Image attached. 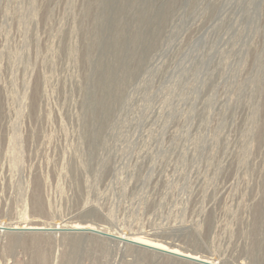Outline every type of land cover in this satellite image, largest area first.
Listing matches in <instances>:
<instances>
[{
  "label": "rangeland",
  "instance_id": "rangeland-1",
  "mask_svg": "<svg viewBox=\"0 0 264 264\" xmlns=\"http://www.w3.org/2000/svg\"><path fill=\"white\" fill-rule=\"evenodd\" d=\"M29 222L264 264V0H0V225ZM0 264L186 263L1 233Z\"/></svg>",
  "mask_w": 264,
  "mask_h": 264
},
{
  "label": "bare ground",
  "instance_id": "bare-ground-1",
  "mask_svg": "<svg viewBox=\"0 0 264 264\" xmlns=\"http://www.w3.org/2000/svg\"><path fill=\"white\" fill-rule=\"evenodd\" d=\"M40 202V201H39ZM17 224V223H16ZM63 230H72L71 231H63ZM1 233H15V234H22V233H32V234H47L52 235L54 237L59 236L61 234H73V235H88L93 236L94 238L100 240H106L109 242H113L119 246L126 244L135 246V248H139L145 251H148L152 254H156L162 257H165L169 260H173L176 262H183L186 264H222L217 259H207L203 258L199 255H192L188 252L180 251L173 247H168L163 244L155 243L152 241H147L140 237L130 236L122 233H113L109 232L103 228L93 226L91 224H81V223H72V224H54V225H45V224H36V223H27L22 226H18L15 224L0 225V234ZM45 239V238H44ZM40 240V241H39ZM31 242L41 243L40 238L35 237L31 239ZM180 257V258H179ZM183 257V258H181ZM202 258V259H200ZM188 259V260H187ZM205 259V260H204ZM199 261V262H196Z\"/></svg>",
  "mask_w": 264,
  "mask_h": 264
},
{
  "label": "water",
  "instance_id": "water-1",
  "mask_svg": "<svg viewBox=\"0 0 264 264\" xmlns=\"http://www.w3.org/2000/svg\"><path fill=\"white\" fill-rule=\"evenodd\" d=\"M63 231H71V232H74V231H72V230H63ZM180 258V257H179ZM181 258H183V257H181ZM188 260V259H187ZM196 262H199V261H196Z\"/></svg>",
  "mask_w": 264,
  "mask_h": 264
}]
</instances>
